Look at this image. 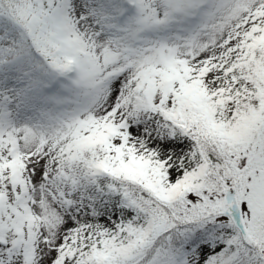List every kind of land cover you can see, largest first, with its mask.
Here are the masks:
<instances>
[{
	"label": "snow or ice",
	"instance_id": "snow-or-ice-1",
	"mask_svg": "<svg viewBox=\"0 0 264 264\" xmlns=\"http://www.w3.org/2000/svg\"><path fill=\"white\" fill-rule=\"evenodd\" d=\"M0 264H264V0H0Z\"/></svg>",
	"mask_w": 264,
	"mask_h": 264
}]
</instances>
